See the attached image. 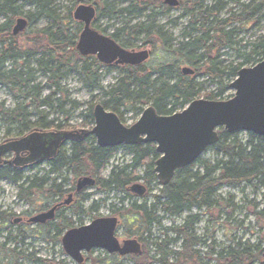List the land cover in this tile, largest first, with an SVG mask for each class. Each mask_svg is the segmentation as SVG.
I'll return each instance as SVG.
<instances>
[{"label": "trees", "instance_id": "1", "mask_svg": "<svg viewBox=\"0 0 264 264\" xmlns=\"http://www.w3.org/2000/svg\"><path fill=\"white\" fill-rule=\"evenodd\" d=\"M119 1L125 6L117 13L127 17L151 12L147 18L153 20L171 10L163 0ZM240 1L242 0L234 1L241 8L239 11L230 7L225 0H179L176 8L182 10L180 19L186 20L185 40L175 47L163 38L160 27L155 26L153 22L134 24L126 22L125 27L116 31L111 38L117 42L119 33L127 34L129 37H143L140 48L147 47L152 53L156 50L162 51L161 61L153 69L146 65L148 60L136 66H121L104 65L94 56H80L76 44L82 24L74 20L72 14L74 10H68L63 16L55 15L52 0H0V86L10 91H23L19 94L22 101L17 102L13 108L6 109L0 104V123L17 126L19 137L31 132L32 128L43 131L64 130L66 127L61 122L46 121L47 115L43 109H52L53 104L57 103L60 113L68 117L69 112L59 106L60 97H55L63 94L60 82L64 72H75L78 69L75 68V64L79 62L81 63L79 73L88 78L87 87L91 91L98 88L97 72L102 66L108 71L121 67L123 76L117 78L116 83L104 92L107 99L100 103L103 108L106 110L109 108L115 113L121 122L122 117L117 111L126 103L149 102L155 112L161 116L176 113L178 106L179 109H184L198 95L199 89L194 78L200 75L217 87V92L213 95H205V100L222 101L231 98V96L223 98V94L229 88L231 81L236 78L238 71L264 60V36L252 43H244L237 50H232L234 46L242 43L238 37L248 25L257 29L261 23L264 24V0ZM95 2L96 0H77L76 4L96 5ZM100 2L106 5L108 0H100ZM76 4L74 3L73 6ZM26 7H31L33 10L25 12ZM99 12L96 14V20L103 15L102 11ZM106 14L111 15L113 12ZM19 17L27 20V27L14 36L12 28ZM41 19L50 21L51 25L34 30ZM28 29L32 30L27 32ZM20 38H24L23 42L19 41ZM120 46L124 49L128 47L123 43ZM226 49L235 52L239 63L223 66L220 57ZM88 58H93L91 63L87 61ZM32 62L35 63L37 71L46 76L42 88L34 83V72L29 69ZM180 66L190 68L193 76L184 75ZM158 75H164L166 79L162 80ZM41 89L52 92V95L41 98ZM14 97L19 99L16 94ZM31 118H36V121L31 122ZM86 118L93 123L92 107ZM5 135V137L10 136L9 128L5 129ZM217 135V142L205 150V152L214 151V159L197 158L190 166L177 170L166 186H159L157 182L154 162L159 156L155 146L150 143L124 146L131 155L130 161L121 167L112 166L109 175L103 178L101 175L103 170L121 146L100 148L95 144L91 134L81 141L68 143L69 147L66 150L61 147L56 157L46 164L49 168L44 176L23 177L22 171L3 165L0 167V181L17 185V199L29 203L32 201V196L40 192L46 199L63 196L65 192L61 184L68 183V179L63 175L70 176L69 182L72 188H69L68 192L74 190L75 183L79 179L92 178L94 180L92 188L96 193L122 195L118 199L119 206L110 203L109 207L120 223L130 228L128 231L130 236L140 237L139 235L145 233L150 235L151 227L159 225L160 219L164 216L180 217L186 213L187 216L181 226L165 230L173 234L174 238L166 236L162 240L151 241L160 257L156 260L153 257L143 256V264H148L152 259L160 264H167L168 257L176 255L177 252H164L162 246L177 244L182 239L181 250L194 253L191 248L199 240L193 235L192 230L200 216L192 214V211L209 210L214 207L216 204L214 197L219 188H238L241 185L264 186V137L245 134L246 139H242L241 132L229 134L222 128L217 130ZM194 167L197 169L192 171ZM139 170H142L141 175L137 173ZM47 174H54L52 183L48 185ZM139 181L145 189L144 197L150 195L151 185L158 184V194L149 198L151 202H136V199L141 198H137L131 192L130 186ZM91 195L81 194L77 204L70 207L71 214L80 219L83 211L80 204L88 200ZM126 201L128 204L125 205ZM103 203V200L92 202L85 215L89 212L94 213ZM254 214L258 219L263 218L264 206ZM16 218L0 208V223L8 231L4 243L0 244V249L7 254L11 252L13 254V251L5 250L7 242L12 240L13 226L21 230L28 225L18 222ZM57 220L56 224L50 222L48 226L37 225L35 232L43 240L48 241L51 239L50 232L59 234L73 227V222L63 215ZM132 225L136 227L133 228L134 234ZM261 244V241L256 245L244 243L242 247L241 243H237V248L225 246L218 251H212L211 254L219 264H264V246ZM112 257L117 258L116 255L107 259L88 258L91 264H107V260ZM26 258L35 263L57 264L53 261L34 259L31 256ZM133 258L128 259L132 261ZM0 264H3V259H0Z\"/></svg>", "mask_w": 264, "mask_h": 264}, {"label": "rangeland", "instance_id": "2", "mask_svg": "<svg viewBox=\"0 0 264 264\" xmlns=\"http://www.w3.org/2000/svg\"><path fill=\"white\" fill-rule=\"evenodd\" d=\"M77 0H52L53 12L57 16H63L68 10H74L75 6L81 5L84 3H77ZM181 1V0H180ZM228 1L230 7L236 8V10H241L239 5L235 3V0H225ZM240 2H247V0H242ZM76 4L73 6V4ZM96 5H94L97 12L102 11L103 15L99 17L94 26L100 34L111 37L116 31L121 30L125 27L126 22H130L131 24L139 23V22H153L155 26L160 27L161 34L165 40L170 41V45L175 47L185 39V25L186 20L180 19V15L182 14V10L178 8L171 9L167 14L163 16H158L157 18L150 20L147 16L151 12L143 13L140 16L127 17L126 15H120L117 13L118 10L122 9L125 5L122 4L119 0H108V3L105 5L104 2H100V0H96ZM92 5V4H91ZM33 8L26 7L24 11H32ZM107 12H113V14H106ZM100 13V12H99ZM225 15V13H223ZM1 21V19H0ZM51 25V22L46 19H41L37 24V28H41L44 26ZM32 29H28L27 32H30ZM264 36V24L261 23L260 27L254 29L251 25H248L244 31H241L238 40H242L241 44H237L233 47L232 50H237L242 47L244 43H252L259 37ZM24 38H20V42H23ZM143 37L137 36H128L124 33L118 34L117 44L122 45L125 44L127 49L129 50H149L147 47H141ZM226 49L223 51L220 60L223 66L228 67L230 64H237L239 60L234 51ZM162 51L156 50L154 53H151L150 58L146 62L148 68H156L157 65L161 61ZM93 58H88V62L91 63ZM81 63H76L75 68L80 67ZM183 66H180L182 68ZM250 67V66H249ZM121 67H116L111 71H108L105 66H102L100 70L97 72L98 75V88L95 90H90L87 87L89 83L88 78L85 75L79 73L77 69L75 72L65 71L63 77L60 82V89L63 94L60 96H56L55 98L60 97L59 106L62 107L63 110H67L69 112L68 117L64 116L60 113L57 108L58 104H53V108H45L43 112L47 115L46 121L53 120L61 122L65 125V131H86L90 132L94 126V123L86 118L88 111L94 108L96 104H100L104 102L107 98L104 96V92H106L109 87L113 86L116 83V79L123 76V72L120 70ZM29 69L34 72V83L38 84L40 88H42L45 83L46 76L37 71L35 63L32 62L29 65ZM199 75V74H198ZM191 76V75H190ZM193 76V74H192ZM162 80H165L166 77L164 75H158ZM155 78V77H154ZM194 82L199 89L198 95L195 100L204 99L207 94H215L217 92V87L215 84L207 81L206 77L200 75L194 78ZM232 82V81H231ZM23 91H10L8 88L4 86H0V104L4 106V108H13L17 102H21L22 98L19 94H22ZM52 92L47 91L46 89H41L40 96L41 98H45L51 96ZM19 96V99H15L14 95ZM234 94L233 90L228 88L226 92L223 94V98L232 96ZM149 98V96H148ZM29 100V99H28ZM24 101V97H23ZM150 103L141 104L138 101L129 103L122 107H120L117 111L118 114L122 117V124L124 126H130L135 123L142 111L147 108ZM180 107V106H178ZM177 107V112L181 111ZM107 111H110L107 108ZM31 122H35L36 118H31ZM9 128L10 136L5 137V129ZM37 129V128H32ZM18 127L17 126H8L4 123H0V143L5 140H10L11 137H19L17 136ZM248 133L241 132L240 137L242 139H246V135ZM64 149H68L69 145L65 144ZM214 151L210 150L204 152L201 155V158L206 160L214 159ZM131 155H129L127 149L124 146L118 148L116 154L105 167L102 172V177L106 178L109 175L112 166H124L130 161ZM48 166L46 164L38 165L36 168H26L22 170L23 177H42L48 171ZM197 167H194L196 170ZM139 175L142 174V170L137 171ZM68 179V183L66 186H72L70 181V176L68 174L63 175ZM141 183L142 182H138ZM158 184L151 185L150 195L148 197H142L141 199H136L137 203L151 202V196L158 194ZM92 194V196L83 203V209L85 212H88V208L92 202L103 200V204H100V209L94 213H87L84 216H81L78 219V216L71 214L70 210H67L64 213V217L67 220L73 222V224L78 225L80 222L88 223L92 220V217L95 215L98 216H106L108 213H111V208L109 204H113L119 206L118 199L122 197V195L117 193L110 194H98L95 192L93 188H90L87 193ZM17 185H13L6 181H0V208L2 211L14 215L15 218L18 216H33L34 212L40 211L47 203L45 200V195L40 193H36L32 196L31 204H28L22 200L17 199ZM216 204L209 210H201L192 211V214H198L199 221L193 227L192 233L199 240L196 245L191 248V251H183L181 250L182 239L178 241L177 244L171 246H162V250L165 252L172 251L177 252L176 255H170L168 257L167 264H219L214 260L212 251H218L219 249L225 246H231L232 248H237V243H241V246L244 247V243H248V245H256L258 241H261V246H264V217L257 218L255 216V212L261 210L264 206V186H246L241 185L238 188H228L222 187L219 188L214 197ZM125 205L128 204L126 201ZM76 210V209H75ZM187 214L184 213L180 217H168L164 216L160 219L159 225H155L150 229L149 234H143L141 239L142 241L141 256H133L134 258L130 261L128 258H111L108 261V264H143V256L146 255L149 258L153 257L157 260L160 257L155 252V248L151 241H155V239L162 240L166 236L168 238H174V235L169 233V231L165 232L172 227H179L182 225L184 218H186ZM58 222V221H57ZM57 222H54L56 224ZM136 228L134 225L131 226ZM35 225H25V228L19 230L16 226H13V230L11 231L10 242H7L5 245V250L13 251L7 254L4 253L3 250L0 249V259H3V264H49V263H35L26 258V256H31V258L53 261L57 264H76L70 257H68L63 251L62 244L60 239H54V232L49 233L48 241H45L35 232ZM128 227L122 225L115 231V237L121 242L122 240L132 239L130 235H128ZM134 234V230H133ZM8 235V231L3 228L0 223V244H3L6 236ZM133 236V235H132ZM55 237H58L57 235ZM135 237V236H134ZM138 240V239H137ZM184 241V240H183ZM159 242V241H158ZM188 245V244H187ZM189 247V245H188ZM6 256V257H4ZM91 256V257H90ZM99 258V259H107L109 257H104V252L102 250L93 251L92 254H89L86 258V261L83 264H91L90 259ZM132 258V257H131ZM148 264H160L155 260H149Z\"/></svg>", "mask_w": 264, "mask_h": 264}, {"label": "water", "instance_id": "3", "mask_svg": "<svg viewBox=\"0 0 264 264\" xmlns=\"http://www.w3.org/2000/svg\"><path fill=\"white\" fill-rule=\"evenodd\" d=\"M163 3L170 8L179 5L178 0H163ZM95 16L96 10L91 4L79 5L73 12L74 20L83 24L76 44L80 56H95L105 65L136 66L148 59L147 50L124 49L111 37L93 29L91 25ZM26 27L27 20L19 17L15 20L12 34L16 36ZM181 72L184 75L193 74L188 67L182 68ZM229 88L234 94L228 100H194L181 112L172 115H158L152 106H148L130 126H124L115 113L96 104L92 111L94 126L90 132L34 130L23 137L6 140L0 143V166L16 168L41 163L55 157L61 145L81 141L91 134L100 148L154 144L159 155L154 162V172L159 185L166 186L177 170L193 164L217 142L219 128L229 134L245 132L264 137V60L240 69ZM8 155L12 157L5 160ZM93 184L92 178L85 177L77 181L76 188L80 190ZM130 190L137 196L145 192L139 183H134ZM51 213L33 217L30 222H37L40 217L48 219ZM116 226L115 218L97 219L88 226L69 230L62 238L63 249L77 263L82 262L81 251L92 249H102L119 256H139L141 250L135 239L125 240L120 245L114 236Z\"/></svg>", "mask_w": 264, "mask_h": 264}, {"label": "flooded vegetation", "instance_id": "4", "mask_svg": "<svg viewBox=\"0 0 264 264\" xmlns=\"http://www.w3.org/2000/svg\"><path fill=\"white\" fill-rule=\"evenodd\" d=\"M179 1V0H178ZM90 4H92V3H90ZM93 6H94V4H92ZM95 8V7H94ZM171 9H174V8H171ZM96 10V9H95ZM96 14H97V11H96ZM96 17V16H95ZM96 20V18L94 19V21ZM93 21V22H94ZM92 22V23H93ZM92 26V25H91ZM93 28V27H92ZM94 29V28H93ZM96 30V29H95ZM97 31V30H96ZM98 32V31H97ZM139 49H141V48H139ZM128 50V49H127ZM146 50V49H145ZM139 51H142V50H139ZM148 52H149V57L148 58H150V56H151V53H152V51L149 49V50H147ZM146 62V61H145ZM144 63V62H143ZM40 130V129H39ZM40 131H43V130H40ZM24 136V135H23ZM61 147H63V145H61L60 147H59V149H58V152H59V150L61 149ZM58 152H57V154H58ZM22 157V156H21ZM24 157V156H23ZM56 157V156H55ZM55 157H53V158H50L49 160H46V161H43V162H41V163H38V164H36V163H33L32 165L31 164H26V165H23V167L22 166H18V167H14L15 169H18L19 171H22V170H24V169H26V168H32L33 166H40V165H42V164H47L49 161H51L52 159H54ZM48 175V174H47ZM54 176V174H51V175H48L47 176V180H48V183H47V185L48 184H50V183H52V177ZM57 183H60V182H57ZM62 186H63V188H62V190L65 192V194L63 195V196H57V197H54V198H52V199H48L47 198V200H46V198H45V200H46V205L42 208V209H40V211H38V212H34V214H33V216H30V217H26V216H18L17 218H16V220L18 221V222H22V223H25V224H28V225H35V226H37V225H47L48 226V224L50 223V222H57L58 220V218H60L62 215H63V217H64V213H66V211L67 210H70V207L71 206H74V205H76L77 204V200L79 199V196H81V194H84V193H86L87 194V191L90 189V188H92V185L91 186H86V187H84V188H82V189H80V190H77V188H76V185H77V182L75 183V188H74V190L72 191V190H70L69 192L67 191L69 188H72L71 186H66V185H64V184H61ZM130 189H131V186H130ZM67 191V192H66ZM133 193V192H132ZM88 194H90L89 192H88ZM134 194V193H133ZM135 195V194H134ZM92 196V195H91ZM138 198V197H137ZM140 198H142V197H140ZM28 204H31V202H29ZM81 206H82V209H83V202H81V204H80ZM100 208H98V210H99ZM97 210V211H98ZM50 211H52V213H51V217L50 218H48V219H45V218H43V217H40V220L39 221H37V222H34V223H32V222H30V220H31V218H33V217H37V216H42L43 214H45V213H48V212H50ZM97 211H94V212H97ZM85 211H84V209H83V211H82V214H81V216H84L85 215ZM98 213V212H97ZM80 216V217H81ZM110 218H115L116 220H117V226H116V228H115V231L121 226V223H120V220L115 216V215H113V211L111 212V213H108L106 216H98V215H95V216H93L92 217V220H90L88 223H82V222H80L78 225H75V224H73L72 223V225H73V227L71 228V229H65V230H63L61 233H55L54 232V237H53V239H60V242H61V244H62V238H63V236L65 235V233L67 232V231H69V230H72V229H77V228H80V227H83V226H88V225H90L93 221H95V220H97V219H110ZM58 236V237H55V236ZM114 235H115V232H114ZM129 235V234H128ZM135 236V235H134ZM131 236L132 237V239H135L137 242H138V244H139V248H140V250H141V255H142V249H141V242H142V239L140 238V237H138V235L137 236ZM116 238V237H115ZM117 239V238H116ZM138 239V240H137ZM118 240V239H117ZM126 240H131V239H126ZM119 241V240H118ZM123 241H125V240H122L121 242L119 241V243H120V245H122L123 244ZM62 248H63V246H62ZM96 250H102V249H92V250H90L89 252H85V251H81L80 252V255H81V257H82V262L81 263H77L75 260H73L69 255H67V253L65 252V250L63 249V251L65 252V254L68 256V257H70L76 264H83V262H85L86 261V257L89 255V254H92V252L93 251H96ZM103 252H104V257H111L112 255H116L117 257H119V258H130V257H133V255H125V256H119L117 253H113V254H109L107 251H105V250H102ZM140 255V256H141ZM138 257V256H137ZM107 264H108V262H107Z\"/></svg>", "mask_w": 264, "mask_h": 264}]
</instances>
